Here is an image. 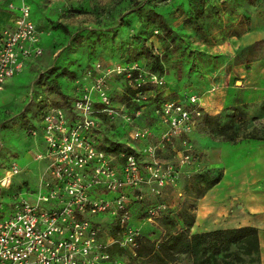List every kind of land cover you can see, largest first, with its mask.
<instances>
[{
  "label": "rangeland",
  "instance_id": "1",
  "mask_svg": "<svg viewBox=\"0 0 264 264\" xmlns=\"http://www.w3.org/2000/svg\"><path fill=\"white\" fill-rule=\"evenodd\" d=\"M11 2L12 11L21 4L30 8L44 52L0 88V202L5 216L12 211L11 203L46 193L40 185L48 163L42 115L60 107L73 123L76 115L83 114L74 101L88 88L92 109L82 116L92 121L87 138L106 155L104 167L123 175L124 150L100 148L102 140L110 138L134 150L140 175L145 177L146 165L156 160L166 177L159 192H150L146 182L127 183L120 190H94L93 196L107 200L123 193L130 224L141 233L157 235L152 241L140 237L135 246H122L117 216L109 211L90 216L98 240L109 242L104 248L109 258L100 264H117V260L121 264H262L264 193L260 189L249 194V206L240 199L232 202L235 209L247 210L246 225L212 229L203 225L206 230L193 232L192 224H185L193 219L197 200L213 178L207 170L221 173L223 165H243L241 158L250 153L248 145L253 143L252 154L264 156V0ZM147 49L158 55L160 76L151 70L149 57L138 55ZM98 79L100 90L92 87ZM191 93L211 118L197 117L188 135L165 137L169 127L162 104L181 101ZM64 99L72 103L67 105ZM184 154L189 158L184 160ZM13 165L17 173L11 172ZM158 204L164 207L148 218V209ZM226 213L227 209L222 219ZM237 228L238 237L231 241L227 231L220 234V241L207 236L209 245L203 243L207 249L193 239L199 232ZM171 233L177 241L188 240L192 250L179 251L172 238L170 247L166 238ZM214 243L219 247L213 248Z\"/></svg>",
  "mask_w": 264,
  "mask_h": 264
},
{
  "label": "built area",
  "instance_id": "2",
  "mask_svg": "<svg viewBox=\"0 0 264 264\" xmlns=\"http://www.w3.org/2000/svg\"><path fill=\"white\" fill-rule=\"evenodd\" d=\"M7 6L14 8L11 1ZM17 8L12 24L0 28V88L9 77L21 71L27 60L43 53L41 32L30 8L26 4ZM127 74L131 75L130 72ZM156 79L154 76L153 80ZM101 84L102 80L98 79L92 87L100 90ZM74 106L82 115L90 112V89H84L74 101ZM161 111L168 120L165 137L169 134L188 135L194 120L202 113L198 96L193 93L181 101H165ZM82 115H76L73 123L65 119L60 107L51 108L42 115L48 163L47 177L40 185L46 188V193L39 194L32 201L11 203L12 211L7 216L0 202V264H100L109 258L104 250L109 242L98 240V228L89 217L105 211L118 218L120 244L136 245L141 232L129 222L125 195L119 193L112 200H107L92 193L99 187L108 191L120 190L127 183L139 186L145 182L150 192H159L164 185L165 174L160 163L154 160L146 165L147 173L143 177L136 157L124 152L125 166L121 177L113 169L104 167L106 155L96 150L87 138L86 130L92 121L89 116ZM182 141L184 144L187 142L185 139ZM188 158L189 154L183 155L184 160ZM89 164L93 167L89 168ZM11 172H18L15 165ZM159 207H164V204L150 207L147 217L154 215ZM117 264L121 261L117 260Z\"/></svg>",
  "mask_w": 264,
  "mask_h": 264
},
{
  "label": "crops",
  "instance_id": "3",
  "mask_svg": "<svg viewBox=\"0 0 264 264\" xmlns=\"http://www.w3.org/2000/svg\"><path fill=\"white\" fill-rule=\"evenodd\" d=\"M9 1L12 0H0V28L4 25L12 24L15 16V12L7 6ZM33 60L35 59L27 60L24 66ZM246 97L248 98L249 94L245 95ZM245 98L244 100H246ZM253 144L248 145L251 147L249 148L251 150L250 153L246 154L245 158H241L243 165L237 168H233L231 164L228 166L223 165L220 179L208 187L203 195L198 198L196 209H194L193 213V222L191 223V230L193 232L206 230L202 229L201 226L203 225L207 226L205 228L212 229L219 226L226 228L248 224L247 210L244 207L240 210L235 209L237 204L234 206L233 201L240 199L241 202L243 201V204L249 206L251 202L249 194L253 193L255 189H260L264 193V156H257L256 153L252 154L254 150ZM225 160L223 158L222 161L224 162ZM217 161H221V159L218 158ZM243 168L246 170V175L244 174L245 170L241 172ZM224 209H227V213L224 219H222L221 215L224 213ZM262 209L264 210V203ZM260 233L261 261L264 264V222L262 223ZM155 236L157 235L141 233V238L147 237L151 241L155 239L153 238ZM137 255L139 257L143 256L141 253Z\"/></svg>",
  "mask_w": 264,
  "mask_h": 264
},
{
  "label": "trees",
  "instance_id": "4",
  "mask_svg": "<svg viewBox=\"0 0 264 264\" xmlns=\"http://www.w3.org/2000/svg\"><path fill=\"white\" fill-rule=\"evenodd\" d=\"M36 22V21H35ZM36 24H37V26H38V28L40 29V27H39V25H38V23L36 22ZM164 27L167 29V27L164 25ZM41 43H42V40H41ZM42 46H43V43H42ZM43 52H44V47H43ZM142 53H144L147 57H149L150 58V60L152 61V65H151V70L153 71V73L155 72V74H157V75H161L162 73H163V67H162V64L160 63V60H159V58H158V55L157 54H155L154 52H152V50H149V49H147V50H144V51H142V52H138V55H140V54H142ZM43 54V53H42ZM41 54V55H42ZM40 55V56H41ZM39 56V57H40ZM38 58V57H37ZM37 58H34V59H37ZM30 62V61H29ZM28 62V63H29ZM32 62V61H31ZM27 63V64H28ZM151 71V72H152ZM143 88V86H141V87H139V88H137L138 90H141ZM137 90V91H138ZM65 98H66V96H64ZM65 100V99H64ZM65 103L67 104V105H69L70 103H72V101H67V100H65ZM198 118L200 119V118H202L201 119V121H203V120H208V119H210L211 118V116L207 113V112H202L201 113V115L200 116H198ZM199 119H197V120H199ZM228 140L229 139H232V138H227ZM234 142H236L237 141V139L236 138H234V139H232ZM100 148L101 149H106V150H116V151H121V150H124V151H121V152H124L125 154H130V153H132V152H134V150L130 147V146H127L126 144H124V143H122V142H119V141H116V140H112V139H110V138H104L103 140H102V142H101V144H100ZM210 169H212V168H210ZM207 170V173H212L213 174V178H212V180H210L209 182H208V186L210 187L213 183H215V182H217L219 179H220V177H221V173L220 172H214V170ZM193 222V219H191V221L189 220L188 221V224L186 225L185 223V226H190L191 225V223ZM118 225V226H117ZM116 226H117V228L119 229L118 230V233L120 234V228H119V224H117ZM239 228H237V229H231V230H225V231H219V232H217V231H209V232H199V233H196V234H194L193 235V239L194 240H196V242L198 243V244H200V245H202L203 247H202V249H207V246H205L203 243H206L207 245H209L208 243V239L206 240V237L207 236H211L212 235V238L214 237V239H219V241H220V234H222V233H225L226 231L227 232H230V234H229V236H228V239L231 241L232 239H236V237H238L237 235H236V230H238ZM216 235H217V238H216ZM242 236V235H241ZM240 236V237H241ZM141 237V235L139 236V238ZM168 237L169 238H166V242H168L169 243V246H170V241L168 240V239H170V238H172L171 240L173 241V244H174V247H176L179 251H185V252H187V251H189L190 249L192 250V248L190 247V242L187 240H179V241H177V236H176V234H174V233H171L170 235H168ZM227 239V240H228ZM222 241L223 240H225V238L224 237H222V239H221ZM193 243L195 244V242L193 241ZM220 243V242H219ZM171 247V246H170ZM209 247V246H208ZM210 247H213L211 244H210ZM215 247H219L218 246V244L217 243H214V247L213 248H215ZM215 251H217V250H215Z\"/></svg>",
  "mask_w": 264,
  "mask_h": 264
}]
</instances>
